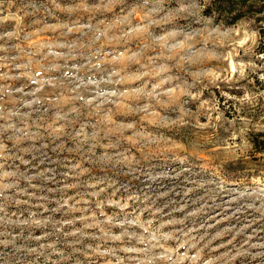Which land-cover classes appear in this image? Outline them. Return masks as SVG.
Instances as JSON below:
<instances>
[{
    "label": "rangeland",
    "instance_id": "obj_1",
    "mask_svg": "<svg viewBox=\"0 0 264 264\" xmlns=\"http://www.w3.org/2000/svg\"><path fill=\"white\" fill-rule=\"evenodd\" d=\"M0 0V264H264V0Z\"/></svg>",
    "mask_w": 264,
    "mask_h": 264
},
{
    "label": "trees",
    "instance_id": "obj_2",
    "mask_svg": "<svg viewBox=\"0 0 264 264\" xmlns=\"http://www.w3.org/2000/svg\"><path fill=\"white\" fill-rule=\"evenodd\" d=\"M249 0H210L204 9V13L217 20H223L228 25L235 24L250 12ZM264 4L256 7L261 12Z\"/></svg>",
    "mask_w": 264,
    "mask_h": 264
}]
</instances>
